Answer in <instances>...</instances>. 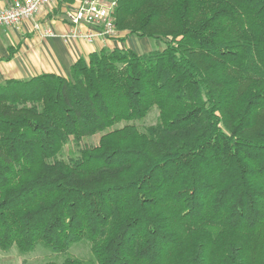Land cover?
Segmentation results:
<instances>
[{"label": "trees", "instance_id": "trees-1", "mask_svg": "<svg viewBox=\"0 0 264 264\" xmlns=\"http://www.w3.org/2000/svg\"><path fill=\"white\" fill-rule=\"evenodd\" d=\"M115 1L113 38L165 47L0 84V249L264 264V0Z\"/></svg>", "mask_w": 264, "mask_h": 264}, {"label": "crops", "instance_id": "crops-1", "mask_svg": "<svg viewBox=\"0 0 264 264\" xmlns=\"http://www.w3.org/2000/svg\"><path fill=\"white\" fill-rule=\"evenodd\" d=\"M11 1L0 0V8ZM80 1L54 0L34 19L23 21L18 27L0 26V84L7 79H27L45 72L68 77L71 66L80 58H87L104 47H122L124 41L118 38L98 37L88 42L68 36L73 26L65 11ZM36 22L41 24L40 30L35 29ZM44 27H50L53 35L45 36ZM81 29L84 30V26ZM125 35L126 32H118L117 37ZM10 49H13L11 56Z\"/></svg>", "mask_w": 264, "mask_h": 264}, {"label": "built area", "instance_id": "built-area-1", "mask_svg": "<svg viewBox=\"0 0 264 264\" xmlns=\"http://www.w3.org/2000/svg\"><path fill=\"white\" fill-rule=\"evenodd\" d=\"M54 0H12L0 8V26L18 27L23 21L32 20L39 11ZM115 0H81L65 11L67 20L73 26L69 37L93 42L96 38L110 39L117 35L114 24L113 10ZM84 26V30L81 27ZM35 29L40 30L41 24L36 22ZM45 36L53 35L50 27H44Z\"/></svg>", "mask_w": 264, "mask_h": 264}, {"label": "rangeland", "instance_id": "rangeland-1", "mask_svg": "<svg viewBox=\"0 0 264 264\" xmlns=\"http://www.w3.org/2000/svg\"><path fill=\"white\" fill-rule=\"evenodd\" d=\"M110 1V0H108ZM118 34V33H117ZM165 44L160 39H149L143 38L136 35L130 36L123 42L121 48H130L138 53L148 52L155 49H163ZM158 110L153 108L145 120L138 121L136 124L140 129H144L146 126L153 124L157 121ZM97 141V138L88 139L83 142V144H93ZM77 150L76 145L73 143L69 144L66 148V156L75 153ZM73 256L82 259H91L90 245L88 242L83 241L81 243L75 244L70 249ZM63 255L58 253H53L50 250L44 249L38 246L35 251L22 254L16 248H11L10 250L4 251L0 249V264H42L45 261H63Z\"/></svg>", "mask_w": 264, "mask_h": 264}]
</instances>
